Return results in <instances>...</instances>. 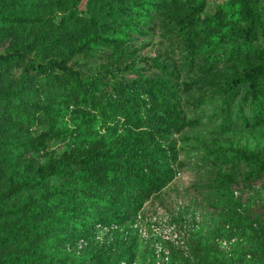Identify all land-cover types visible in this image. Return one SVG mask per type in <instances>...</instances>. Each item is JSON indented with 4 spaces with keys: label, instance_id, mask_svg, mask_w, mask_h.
Masks as SVG:
<instances>
[{
    "label": "trees",
    "instance_id": "trees-1",
    "mask_svg": "<svg viewBox=\"0 0 264 264\" xmlns=\"http://www.w3.org/2000/svg\"><path fill=\"white\" fill-rule=\"evenodd\" d=\"M113 1L116 7L109 9L105 17L93 20L94 27L111 35H91L70 49L64 58L29 63L14 89H0V109L4 107L22 122L34 118L59 122L37 136L0 140V160L7 177L0 189V221L6 229L0 236V253L18 240L21 248L28 249L35 238H46L45 233L59 220L85 230L119 224L126 216L135 218L174 178L172 157L164 146V138L193 125L175 96V86L152 78L128 79L116 73L135 70L134 62L90 76L71 65L75 57L93 54L101 45L116 47L123 31L136 28L147 16L139 0ZM155 1L156 9L169 17L184 40L189 56L200 52L199 44L209 28L201 17L208 0ZM181 1L187 4L186 8L178 7ZM221 9L229 24L215 36V49L230 47L240 68L221 88L224 95L221 110L228 116L229 104L236 99L238 89L246 87L244 102L262 117L264 57L258 52L257 42H264V0H233ZM74 15L69 13L64 21ZM52 23L53 20L21 13L0 12V29L26 31L29 26ZM16 61H25L24 52L15 50L0 55V64ZM34 74L41 77L44 85L31 91ZM66 118H70L71 125L65 123ZM52 141H68L70 149L29 172L20 157L25 152L42 151ZM229 151L230 160L249 165L247 181L264 178V155L240 148ZM54 179L62 182L53 185ZM219 184L239 186V181L233 173L220 172ZM19 199L18 206L4 208L8 202ZM42 208L55 216L42 218ZM21 219L20 229L28 226L24 233L10 225L11 221ZM216 239L213 243L220 250ZM187 245L188 250L171 243L167 247L190 258L192 253L201 251V242L193 234ZM17 253L3 256L0 264L51 263V258L57 257L49 252L48 239L26 255Z\"/></svg>",
    "mask_w": 264,
    "mask_h": 264
},
{
    "label": "rangeland",
    "instance_id": "rangeland-1",
    "mask_svg": "<svg viewBox=\"0 0 264 264\" xmlns=\"http://www.w3.org/2000/svg\"><path fill=\"white\" fill-rule=\"evenodd\" d=\"M139 1L145 6L142 10L147 16L136 28L123 31L119 45H101L93 54L75 57L71 65L90 76L103 70H115L125 62H134L135 70L116 73L128 79L152 78L175 86V96L181 101L188 120L193 122L183 132L164 138L175 175L141 212L145 236L133 227L136 217L130 219L126 216L119 224L85 230H77L59 220L45 233L46 238H35L28 249L21 248L18 240L0 253V258L8 253L26 255L48 239L49 252L56 253L57 257L51 258V263L31 264H155L161 237L151 231L146 218L159 206L178 222L191 219L193 224L195 215L201 218L196 221L193 233L201 242V251L192 253L190 258L170 249L167 264H264V178L247 181L245 175L250 170L249 165L230 160L229 151L240 148L264 155V116H257L244 102L246 87L238 89L236 99L229 104L228 116L221 110L224 99L221 88L240 69L230 47L215 49V36L226 23L229 24L221 8L233 0L207 1L201 17L208 24V34L199 44L200 52L192 57L169 17L156 9L157 1ZM33 2L23 4L17 0H0L2 13L14 12L45 21L53 20L49 25L29 26L26 31L0 29V55L15 50L25 55V61L0 64V89H14L29 63L64 58L70 49L91 35L112 34L94 27L93 20L105 17L109 9L116 7L113 0ZM186 6L181 1L178 7L184 9ZM71 12L75 15L64 21ZM257 48L264 57L263 40L257 42ZM43 85L41 77L34 74L31 91ZM65 123L71 125L70 118H66ZM51 125H59V122L34 118L24 123L19 117L8 114L4 107L0 109V140L37 136ZM69 149L68 141H52L42 151L25 152L20 159L32 172ZM220 172L233 173L239 186L220 187ZM6 181V171L0 160V189ZM61 182L54 179L52 184ZM21 199L8 202L4 208L18 206ZM180 203L185 204V209L178 210ZM53 215L55 213L41 209L42 218ZM22 222L23 219L11 221L10 225L13 230L24 233L28 226L20 229ZM2 224L0 221V236L6 230ZM214 238L232 243V248L217 249Z\"/></svg>",
    "mask_w": 264,
    "mask_h": 264
},
{
    "label": "built area",
    "instance_id": "built-area-1",
    "mask_svg": "<svg viewBox=\"0 0 264 264\" xmlns=\"http://www.w3.org/2000/svg\"><path fill=\"white\" fill-rule=\"evenodd\" d=\"M179 207L181 208H178V210L185 209V204L180 203ZM141 212L136 216L133 227L145 236L146 231L143 230V215ZM193 218L196 219L195 223L201 219L198 215H195ZM146 222L149 224L151 231L158 233L161 237L157 245L159 255L155 264H167L170 260V249L164 244L171 243L183 250H188L187 242L196 230V224L194 222L192 224L191 219H184L178 222L166 209L159 206L155 208L154 213L146 218ZM216 243L224 250H230L232 244L220 238L216 239Z\"/></svg>",
    "mask_w": 264,
    "mask_h": 264
}]
</instances>
